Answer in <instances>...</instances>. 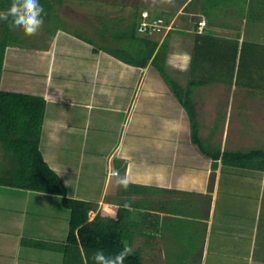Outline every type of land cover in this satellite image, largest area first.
Returning a JSON list of instances; mask_svg holds the SVG:
<instances>
[{"label":"crops","instance_id":"1","mask_svg":"<svg viewBox=\"0 0 264 264\" xmlns=\"http://www.w3.org/2000/svg\"><path fill=\"white\" fill-rule=\"evenodd\" d=\"M120 7L125 15L104 19L108 26L137 23L141 10L169 26L135 35L155 41L154 51L165 40L160 63L182 88L181 101L149 60L134 65L104 51L113 46L107 30L102 40L90 26L97 42L57 22L42 35L7 37L0 89L44 99L43 159L67 196L91 202L87 220L96 213L116 219L122 209V243L141 264H264V168L221 160L222 152L264 151V0ZM107 139L98 187L81 179L70 153L79 149L78 159L91 164L85 146ZM8 153L0 145L1 162ZM117 172L129 177L127 190ZM0 189V264H86L81 249L80 260L64 259L69 210L58 194Z\"/></svg>","mask_w":264,"mask_h":264},{"label":"trees","instance_id":"2","mask_svg":"<svg viewBox=\"0 0 264 264\" xmlns=\"http://www.w3.org/2000/svg\"><path fill=\"white\" fill-rule=\"evenodd\" d=\"M11 2L12 0H0V11L7 10ZM39 3L46 13L44 20H48L53 19L52 12L61 0H39ZM112 23L111 26L116 27V33L109 27L96 31L105 40L103 32L107 30L108 42L113 44L111 47L102 45L103 50L129 64L142 66L149 60L168 83L175 97L181 101L182 88L166 75L160 63L165 40L154 51L155 41L135 35L137 23L133 20L126 21L121 26H117L116 21ZM7 25V22L0 21V71L7 37L14 34ZM43 110L44 99L41 96L0 89V145L8 150L5 157L10 161V165L0 168V184L58 194L62 206L69 210L66 243L63 247L65 261L72 257L80 260L81 249L86 264H95L93 254L97 250H103L106 256H114L126 246L122 243L120 234L122 209L116 210V219L96 213L91 220H87V212L92 208L91 202L66 195L64 184L45 162L38 148ZM191 140L197 143L194 129L191 130ZM212 158H217V155H212ZM221 160L231 165L264 168V151L222 152ZM102 210L113 212L111 207ZM124 264H141L138 254L132 252L124 260Z\"/></svg>","mask_w":264,"mask_h":264},{"label":"rangeland","instance_id":"3","mask_svg":"<svg viewBox=\"0 0 264 264\" xmlns=\"http://www.w3.org/2000/svg\"><path fill=\"white\" fill-rule=\"evenodd\" d=\"M49 1H52V0H49ZM135 2H137V0H61V3L59 5H56L58 16L55 13H52L53 19H51L52 21L50 25L48 23L45 24L46 22H44L43 26L40 28L39 32L35 36H38L39 34L42 35L44 33V27H48L50 30H52L51 27H54L53 24H56L57 22L59 23V25H62V26L66 24L67 26H69V29L75 30L77 34L83 35L84 33L87 36H90V35L94 36V40H96L97 42H100V40H98L99 36L97 39V35L94 32V30L93 32L89 31L90 26L92 27L97 26L96 28L97 30L105 28L106 26H108V24L106 21H104V19H112V18L115 19V17L120 14L125 15L127 10L123 12L120 6L124 4L125 5L124 9H127L126 8L127 6H130V9H132V4H134ZM133 8L136 9L137 8L136 5L133 6ZM98 21L100 22L98 23ZM111 22H114V21H111ZM4 27H1V28H4ZM108 27L110 30H113L114 33H116L117 31L116 27H113L111 25H109ZM11 33H14V34L22 33L23 34V32L20 30H16V31L11 30ZM96 138L97 137H95L94 140H96ZM99 139L100 137H98V140ZM102 142L99 144H95L93 142L91 145L88 144L85 146L86 148L83 154L86 156L94 157L95 159L91 161V164L88 160L83 161L84 162L83 163L81 158L78 159V156L80 155L79 149H76L74 152L70 153L71 162L73 163L74 166L76 165L78 166V169L80 170L78 171L79 173L78 175H80L81 173V179L83 176L86 175L87 177H90V179L88 178L90 183L98 187H99L98 185L99 183L97 182V179H98L97 174L102 175V172L105 169L103 168V166L105 165V156L108 153L109 148L112 146L110 145L112 142L111 139L109 140L107 139V141L104 143ZM80 156L82 157V154ZM5 158H8V157H5ZM5 158L3 162L0 161L1 167H3L4 164L5 166L10 165L9 158L8 160ZM74 177L76 178L75 174H74ZM74 177L70 176V180H68L67 187L69 189V192H73L72 188L77 187L76 186L77 183L71 182V179L73 180ZM82 183L83 182H81V184L79 183V186H81ZM3 199H6L5 190L0 189V200H3Z\"/></svg>","mask_w":264,"mask_h":264},{"label":"clouds","instance_id":"4","mask_svg":"<svg viewBox=\"0 0 264 264\" xmlns=\"http://www.w3.org/2000/svg\"><path fill=\"white\" fill-rule=\"evenodd\" d=\"M162 2L171 4L172 0H162ZM45 15V10L39 0H12L7 10L0 11V21L7 22L8 27L13 31L20 30L24 35L35 36L44 24ZM114 175L117 184L127 190L131 184L129 177L127 175L121 177L118 172ZM132 252L133 249L130 246H125L114 256H106L103 250H97L93 254V260L95 264H124V260Z\"/></svg>","mask_w":264,"mask_h":264},{"label":"built area","instance_id":"5","mask_svg":"<svg viewBox=\"0 0 264 264\" xmlns=\"http://www.w3.org/2000/svg\"><path fill=\"white\" fill-rule=\"evenodd\" d=\"M204 20L198 21L197 30L199 31L204 25ZM169 26L166 25L160 16H150L147 10L140 11V18L137 22L136 30L142 33L159 32L162 29H167ZM106 212L99 207V212Z\"/></svg>","mask_w":264,"mask_h":264}]
</instances>
